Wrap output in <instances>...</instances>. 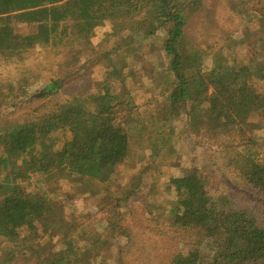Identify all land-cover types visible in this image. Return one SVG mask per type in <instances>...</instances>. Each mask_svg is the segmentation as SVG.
<instances>
[{
    "label": "trees",
    "instance_id": "16d2710c",
    "mask_svg": "<svg viewBox=\"0 0 264 264\" xmlns=\"http://www.w3.org/2000/svg\"><path fill=\"white\" fill-rule=\"evenodd\" d=\"M229 2L249 24L258 26L248 32L249 38L257 36L260 48L247 63L230 61L216 51L211 53L209 67L205 61L210 53L189 40L185 28L202 0H0V55L8 60L23 58L37 47L78 43L88 48L95 28L107 20L117 22L111 35L122 42L132 39V33H141L139 42L164 34L161 49L150 48V52L160 50L168 60L165 101L160 107L171 113L182 108L193 129H203L206 136L226 142V151L233 154L230 166L246 191L260 199L241 200L240 193L214 201L196 170L173 179L174 225L197 230L198 240L188 254L174 255L169 264H264V227L257 216L259 210L252 207L259 204L261 210L264 206V159H260L254 135L259 131L256 121L264 122V93L255 85L264 80V0ZM145 8L147 12L140 16ZM19 23L36 30L18 34L15 25ZM128 28L132 33L121 37ZM105 60L108 71L95 94L76 96L24 123L0 125V240L19 242L24 228L31 234L22 239L25 246L40 238L42 230L46 236L63 239L64 248L58 252L50 246L39 249L36 264H94L93 260L106 264L107 260L98 251L92 255L98 249L97 241L86 240L81 249L67 223L52 225L61 213L56 203L48 191L31 190L27 183L61 175L107 183L132 151L146 146L156 156L161 152L156 143L170 140L171 134L156 124L158 116L132 115L136 106L128 82L135 76L127 72L128 57L108 53ZM60 86V82L49 84L39 92L40 97L55 94ZM67 131L69 138L60 136ZM205 242L206 256L200 251Z\"/></svg>",
    "mask_w": 264,
    "mask_h": 264
},
{
    "label": "rangeland",
    "instance_id": "374dc122",
    "mask_svg": "<svg viewBox=\"0 0 264 264\" xmlns=\"http://www.w3.org/2000/svg\"><path fill=\"white\" fill-rule=\"evenodd\" d=\"M145 11L146 8L140 16ZM116 24L107 20L95 28L88 48H80L75 43L72 47H37L19 59L8 60L0 55V125L24 123L28 118L56 110L76 96L95 94L108 71L105 56L108 53L112 57L126 55L127 72L135 76L128 82L136 106L132 115L158 116L160 120L156 124L171 134L169 142L156 143L161 150L156 156L146 146L132 151L116 166L107 183L89 179L80 181L61 175L42 183L37 178L32 179V184L27 183V186L31 190L48 191L49 198L61 212L52 225L67 223L74 229V240L81 249L86 240L97 241L98 249L92 255L100 252V257L107 260L106 264H169L174 255L188 254L198 240L197 230L186 231L174 225L172 208L176 192L173 179L196 170L214 201L225 196H240V193L241 200L258 202L260 199L246 191L243 180L230 166L229 159L233 154L229 149L226 151V142L206 136L203 129H193L182 108L171 113L160 107L165 101L162 93L166 86L164 72L168 60L160 50L150 52V48L161 49L164 34L139 42L141 33L133 34L128 28L121 37L132 33L129 35L132 39L122 42L119 36L111 35ZM257 27L249 24L238 8L232 9L229 0H202L201 7L185 28L188 39L210 53L205 61L210 67L211 53L216 51L237 63L251 60L260 47L255 42L257 36L249 38L248 31ZM35 30V26L28 24L15 25L16 33L21 35ZM138 48L142 49L139 53L134 51ZM54 82L61 83L60 89L55 94L40 97L39 92ZM255 85L264 93V80ZM165 121L168 122L164 127ZM256 123L259 124V131L254 134L256 149L260 159H264V122L257 120ZM60 136L69 138L70 133H60ZM117 205L119 208L116 209ZM257 205L252 207L259 210L257 216L264 227V206L260 210ZM61 232L62 228L57 233ZM40 236L25 246L22 239L31 238V234L24 228L17 243L1 239L0 264H36L39 249L50 246L52 251L58 252L64 248L59 235L46 236L42 230ZM206 244L200 245L205 256L208 255Z\"/></svg>",
    "mask_w": 264,
    "mask_h": 264
}]
</instances>
